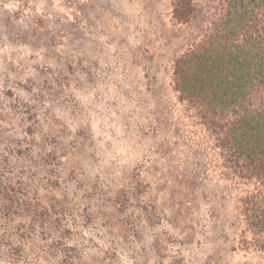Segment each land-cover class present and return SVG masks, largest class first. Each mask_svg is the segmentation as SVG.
Listing matches in <instances>:
<instances>
[{
  "label": "rangeland",
  "instance_id": "rangeland-1",
  "mask_svg": "<svg viewBox=\"0 0 264 264\" xmlns=\"http://www.w3.org/2000/svg\"><path fill=\"white\" fill-rule=\"evenodd\" d=\"M187 2L0 0V264H264L235 107L176 87L226 0Z\"/></svg>",
  "mask_w": 264,
  "mask_h": 264
},
{
  "label": "trees",
  "instance_id": "trees-1",
  "mask_svg": "<svg viewBox=\"0 0 264 264\" xmlns=\"http://www.w3.org/2000/svg\"><path fill=\"white\" fill-rule=\"evenodd\" d=\"M179 2L181 10L186 8L179 15H189L190 3ZM226 5L220 26L175 65L177 89L189 101L202 100L199 111L212 117L236 109L264 87V0H226ZM234 109L226 122V147L244 157L252 175L264 181V111L236 114Z\"/></svg>",
  "mask_w": 264,
  "mask_h": 264
}]
</instances>
